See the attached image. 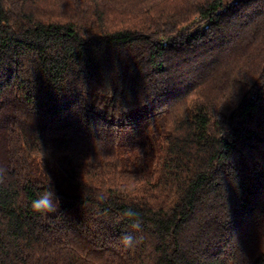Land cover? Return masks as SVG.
Wrapping results in <instances>:
<instances>
[{
    "label": "trees",
    "instance_id": "1",
    "mask_svg": "<svg viewBox=\"0 0 264 264\" xmlns=\"http://www.w3.org/2000/svg\"><path fill=\"white\" fill-rule=\"evenodd\" d=\"M0 168V264H264V0H0Z\"/></svg>",
    "mask_w": 264,
    "mask_h": 264
},
{
    "label": "clouds",
    "instance_id": "2",
    "mask_svg": "<svg viewBox=\"0 0 264 264\" xmlns=\"http://www.w3.org/2000/svg\"><path fill=\"white\" fill-rule=\"evenodd\" d=\"M6 177V170L0 168V183H3ZM61 204V198L56 192L54 186L50 185L44 191H42L35 199L31 202V208L33 212L39 214L55 213ZM130 220H134L130 224V228L133 232H138L141 229V223L135 217V213L130 209L124 213ZM121 242L125 247H132L135 243V237L131 233H127L121 237Z\"/></svg>",
    "mask_w": 264,
    "mask_h": 264
}]
</instances>
